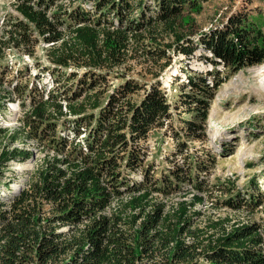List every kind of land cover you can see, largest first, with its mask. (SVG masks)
<instances>
[{
  "label": "trees",
  "instance_id": "16d2710c",
  "mask_svg": "<svg viewBox=\"0 0 264 264\" xmlns=\"http://www.w3.org/2000/svg\"><path fill=\"white\" fill-rule=\"evenodd\" d=\"M63 1L19 0L15 9L23 21L3 32V45L28 56L38 43L49 46L54 85L47 93L27 83L6 92L9 101L19 98L22 117L11 134L0 128V142L8 140L0 149V187L10 190V164L32 160L25 146L13 147L21 138L48 155L28 186L7 202L0 197V264H264V239L254 223L227 231L229 220L223 219L198 228L192 211L201 196L168 208L155 199L172 194L181 182L192 183L191 166H184L185 173L173 167L153 180V165L144 164L143 143L165 127L173 110L194 113L195 119L183 120L188 135L205 131L198 122L206 120L224 79L211 71L188 75L172 104L159 81L144 89L118 74L135 63L156 80L179 56L236 73L264 62L263 24L244 10L202 32L196 17L210 0H82L87 10ZM109 76L123 81L102 103ZM138 92L143 95L135 101ZM138 173L141 181L130 183ZM257 196L254 208L263 205ZM225 204L233 205L231 197Z\"/></svg>",
  "mask_w": 264,
  "mask_h": 264
},
{
  "label": "rangeland",
  "instance_id": "374dc122",
  "mask_svg": "<svg viewBox=\"0 0 264 264\" xmlns=\"http://www.w3.org/2000/svg\"><path fill=\"white\" fill-rule=\"evenodd\" d=\"M18 1L0 0V97L5 99L2 103L6 107L4 112H0V128L4 129L7 135L17 130L22 112L18 108L19 98L14 95L13 100L9 101L6 92L11 91L15 86L27 83L41 90L45 88L47 93L54 85L52 76L47 70L51 66L48 59V45L36 44L34 49H31L33 56H28L20 50L2 44L5 41L3 32L10 29L11 25L23 21L15 9ZM81 1L64 0L63 3L77 6L80 2L87 10L89 3L85 5ZM244 10L251 11V16L263 24L264 32V0H210L196 20L201 31L207 32L209 29L221 26L230 14ZM31 31L34 33L33 30ZM34 37L37 36L34 34L33 39ZM204 53L209 55L207 52ZM196 54L199 55L200 52ZM262 65L264 62L236 73H229L222 64L214 67L196 57L185 59L179 56L173 58L170 66L156 80L148 76L149 69L144 70L146 66L135 63L132 66L122 67L118 71V74L124 73L134 78L136 83L144 89L149 88V83L159 81L161 89L172 104L178 100L188 75L205 74L211 71L212 75L224 79L214 90L206 120L204 123L198 122L205 128L204 132L187 134L183 128V120L190 121L195 117L194 113L187 114L181 108L178 111L173 110L165 127L154 131L142 145L146 149L144 164H152L155 171L153 180L158 179L161 173L164 174L173 167L181 168L183 173H185L184 166L189 165L193 168L190 177L196 179H191L192 183L181 182L172 194L156 195L155 199L162 200L161 202L168 208L182 200L191 202L193 195L201 196L203 202L192 211L194 212L193 223L198 228H205L210 221L223 219L229 220V224L225 225L227 231H230L233 225L254 223L262 231L264 239V90L259 88L257 82L260 76L256 74V69ZM69 71L63 70V75L68 74ZM212 75L208 77L209 83H211ZM108 78L110 80L107 84L108 90L100 98L102 103L106 101L111 87L123 81L120 77L109 76ZM60 93H62L61 90ZM142 95L143 92H138L132 95V99L138 101ZM14 111L16 113L11 117L10 114ZM67 119L72 118L68 116ZM66 125V135L70 137L72 124ZM5 144H8L6 137L0 142V149ZM23 146L32 153V160L21 164H10L5 173L10 190H7L5 186L0 187V197L6 202L23 186H28V180L33 171L42 164L44 156L48 155V150L38 146L35 141H26L21 138L13 145L19 149ZM171 153L175 155L171 156ZM185 178H183L184 181ZM252 178L253 182H251ZM129 181L139 183L141 175L131 174ZM197 181L200 183V190L194 186ZM250 195H253L251 201ZM256 196L263 200V205L254 208ZM230 197L233 205L227 206L225 200ZM115 208L116 204L107 209V213L115 211Z\"/></svg>",
  "mask_w": 264,
  "mask_h": 264
},
{
  "label": "bare ground",
  "instance_id": "6f19581e",
  "mask_svg": "<svg viewBox=\"0 0 264 264\" xmlns=\"http://www.w3.org/2000/svg\"><path fill=\"white\" fill-rule=\"evenodd\" d=\"M256 74L260 76V79H258V82L259 83V88H262L264 90V65L262 66H259L257 69H256ZM16 113L15 111L14 112H11L10 116L12 117V115ZM16 115V114H15ZM18 167V166H17ZM16 167V168H17Z\"/></svg>",
  "mask_w": 264,
  "mask_h": 264
}]
</instances>
